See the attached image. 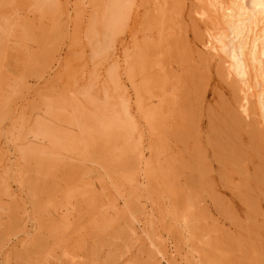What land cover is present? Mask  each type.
I'll use <instances>...</instances> for the list:
<instances>
[{
    "label": "rangeland",
    "instance_id": "rangeland-1",
    "mask_svg": "<svg viewBox=\"0 0 264 264\" xmlns=\"http://www.w3.org/2000/svg\"><path fill=\"white\" fill-rule=\"evenodd\" d=\"M214 15L0 0V264H264V54Z\"/></svg>",
    "mask_w": 264,
    "mask_h": 264
},
{
    "label": "bare ground",
    "instance_id": "bare-ground-1",
    "mask_svg": "<svg viewBox=\"0 0 264 264\" xmlns=\"http://www.w3.org/2000/svg\"><path fill=\"white\" fill-rule=\"evenodd\" d=\"M207 7L225 28L223 53L240 63L241 72L246 71L249 62L264 54V0H224L222 4L207 0Z\"/></svg>",
    "mask_w": 264,
    "mask_h": 264
}]
</instances>
